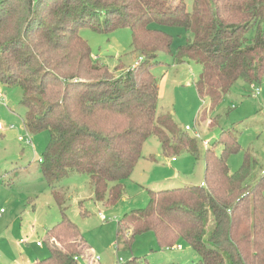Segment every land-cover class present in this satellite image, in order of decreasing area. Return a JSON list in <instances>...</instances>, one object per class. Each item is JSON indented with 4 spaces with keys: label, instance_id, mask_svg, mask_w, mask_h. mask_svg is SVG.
Wrapping results in <instances>:
<instances>
[{
    "label": "trees",
    "instance_id": "16d2710c",
    "mask_svg": "<svg viewBox=\"0 0 264 264\" xmlns=\"http://www.w3.org/2000/svg\"><path fill=\"white\" fill-rule=\"evenodd\" d=\"M163 26L192 38L172 52ZM83 28L129 29L139 61L124 71L97 62ZM161 52L201 65L195 88L213 109L238 79L252 84L264 73V0H194L191 12L173 10L168 0H0V85L21 88L30 133L48 132L40 169L61 215L46 231L49 255L29 264H78L88 246L54 183L86 174L93 199L112 206L151 135L164 154L201 155L204 185L147 190L146 206L118 220L117 242L130 249L137 235L151 233L160 247L185 240L198 255L190 264H264V169L251 181L257 161L246 154L230 172L227 157L240 149L231 130L201 154L195 135L156 119L160 86L152 68ZM114 264L147 262L133 256Z\"/></svg>",
    "mask_w": 264,
    "mask_h": 264
},
{
    "label": "rangeland",
    "instance_id": "374dc122",
    "mask_svg": "<svg viewBox=\"0 0 264 264\" xmlns=\"http://www.w3.org/2000/svg\"><path fill=\"white\" fill-rule=\"evenodd\" d=\"M193 3L194 0H168L177 11L191 12ZM162 29L171 35L172 52L192 38L189 31L179 26H163ZM79 34L87 41L92 57L111 70L117 66L123 71L132 68L140 59L131 52V35L127 28L107 33L83 28ZM248 35H252V30ZM156 60L159 63L152 68L160 86L156 119L170 121L176 131H185L190 136L197 132L209 143L217 139L220 131L231 130L240 149L227 157L228 168L230 172L237 171L249 154L257 161L251 174V181H255L264 169V73L252 84L238 79L223 100L210 110L209 97L200 96L195 88L202 69L200 64L175 63L174 57L164 52L159 53ZM256 89L259 91L254 95ZM0 93L6 104H0V123L6 125L0 130V264H29L49 255L46 231L61 217L38 162L49 136L46 130L28 131L32 146L18 140L19 135L25 138L21 88L0 85ZM9 124H14V128H8ZM185 125L191 129L185 130ZM197 141L202 154L208 145L204 146L200 139ZM219 151L217 146L216 152ZM141 154L133 172L123 181L122 199L112 206L93 199L86 174L71 173L54 183L64 195V212L78 226L88 245L78 258V264L122 263L133 256L145 258L147 264H190L198 259L185 240H179L172 247H160L151 233H143L135 237L130 249L123 248L121 239L117 242L118 220L146 206L147 190L199 185L203 180L201 155L195 158L187 151L164 154L154 135L144 142ZM79 202L87 215L81 214ZM177 245L180 247H173Z\"/></svg>",
    "mask_w": 264,
    "mask_h": 264
},
{
    "label": "built area",
    "instance_id": "2783aa9c",
    "mask_svg": "<svg viewBox=\"0 0 264 264\" xmlns=\"http://www.w3.org/2000/svg\"><path fill=\"white\" fill-rule=\"evenodd\" d=\"M258 91H259V89H256V90L253 92L254 95H256V94L258 93ZM0 104L6 105L5 102H3V94H1V93H0ZM5 126H6V125H4L3 123H0V130H3ZM7 127L10 128V129H12V128H14V124H9ZM184 128H185V130H189V129H191V127L188 126V125H185ZM24 129H25V138H23L22 135H19V136L17 137V139L20 140V141H25L27 145L32 146V144H31V139H30V136H29V132H28V130L26 129L25 125H24ZM194 135H195V137H196L197 139H200V140H201V142L203 143L204 146H205V145H208L209 142H207L206 140H202L201 137H200V135H199L197 132H195ZM172 160H174V158H173ZM38 162L40 163V162H41V159H39ZM200 184H201V185H204V182H201ZM37 245H41V242H37ZM178 246H179V245H177V246H173V247H174V248H179L180 246H179V247H178ZM96 260H98V257H96Z\"/></svg>",
    "mask_w": 264,
    "mask_h": 264
}]
</instances>
